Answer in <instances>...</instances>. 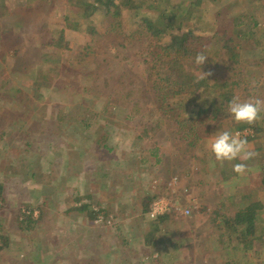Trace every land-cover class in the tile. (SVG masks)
Instances as JSON below:
<instances>
[{"label":"rangeland","instance_id":"rangeland-1","mask_svg":"<svg viewBox=\"0 0 264 264\" xmlns=\"http://www.w3.org/2000/svg\"><path fill=\"white\" fill-rule=\"evenodd\" d=\"M70 1L0 0V264H264L260 232L244 250L222 223L242 194L264 201V113L259 133L239 132L256 155L226 178L214 136L185 120L195 103L159 80L172 38L144 22L159 13L87 19ZM199 8L195 33L241 43L242 98L264 99V0ZM23 16L25 31L12 35ZM215 66L206 73L228 69ZM158 200L169 206L161 224L145 212ZM91 209L108 219L91 221Z\"/></svg>","mask_w":264,"mask_h":264},{"label":"trees","instance_id":"trees-1","mask_svg":"<svg viewBox=\"0 0 264 264\" xmlns=\"http://www.w3.org/2000/svg\"><path fill=\"white\" fill-rule=\"evenodd\" d=\"M148 1L151 3L150 6L145 4ZM70 2L79 14H83L87 19L95 16L100 11L103 12V10L114 16H121L125 11H139L144 6L148 9H155L159 13L158 17L144 20L145 24L150 27L148 31L154 37H160L159 40L172 38L171 43L165 49L168 58H171L169 62L164 61V59L161 61L160 68H164V71L163 74L160 73L159 80L161 83L169 84L168 87L172 97H188L190 104L195 103L193 105V108L195 107L194 113L192 109L185 120L197 121V126L205 128V131L213 136H215L213 132L218 133L224 130L236 133L251 129L256 134L261 131L259 130L260 124L258 121L254 125L237 123L228 112L229 103L234 97H239L241 101L246 99L243 100L242 98L244 89H242L241 85L243 84L239 80L242 75L241 70L238 73V67L242 63L241 60L246 61L245 54L242 53V44L237 45L235 39L226 34L221 36L219 32L215 38L206 39V36L201 37L195 33V30L198 29L196 25H193V21L200 14L199 6L202 5L203 0H183L178 5L170 1L166 4L164 0H77L75 3ZM30 3L34 5V0H30ZM24 17L20 20V26L16 24V27H12L14 29L13 33L17 34L25 31ZM11 18L13 17L9 19ZM237 20L235 19V21ZM243 23L241 22L238 25ZM243 36L242 32H238V38ZM220 40L224 42L221 43ZM203 42L210 46L215 45V49L203 52L209 58L204 65L198 66L195 64V57L198 53H201L199 49ZM212 52L215 53V59L214 56H210ZM220 62L228 68L225 69L226 72L223 75L218 71L215 77L209 75L207 79H199L200 76L194 73V71L200 70L201 75V71L204 72L206 66L213 68L216 67L215 64L219 66ZM186 67L190 69L185 71ZM247 95L249 98V94ZM192 129H194V126ZM236 163H245L248 167L250 161H239L237 159L230 162L229 170L231 174L230 176L227 175L226 178L229 179L232 176L239 175L233 170V165ZM4 192L5 188L0 183V200H3ZM241 197L239 204L236 206L235 216L224 219L222 223L227 231H231L232 238L239 245L243 244L244 250H252L256 234L260 232L264 239V231H262L264 230V201H255L253 197L246 194H242ZM149 207L146 206L145 212L149 211ZM83 208L87 209L86 207ZM100 217L108 219L104 210H90L91 221L94 222ZM169 218L170 214H165L153 219V222L161 224ZM156 228H158L157 225L154 226V230ZM257 239L260 240L261 238ZM147 245L154 246L148 241L144 243L143 251L149 250V247H151Z\"/></svg>","mask_w":264,"mask_h":264},{"label":"clouds","instance_id":"clouds-1","mask_svg":"<svg viewBox=\"0 0 264 264\" xmlns=\"http://www.w3.org/2000/svg\"><path fill=\"white\" fill-rule=\"evenodd\" d=\"M208 58L203 52L198 53L195 57V64L202 66ZM209 75H211L210 72L201 71L199 79H207ZM228 112L237 123L254 125L264 113V99L251 98L241 101L239 97H234L229 103ZM208 147L221 164L237 159L247 161L256 155L254 151L249 150L246 138H242L239 132L232 133L228 130L216 133ZM233 170L238 174H243L247 166L245 163H236L233 165Z\"/></svg>","mask_w":264,"mask_h":264},{"label":"built area","instance_id":"built-area-1","mask_svg":"<svg viewBox=\"0 0 264 264\" xmlns=\"http://www.w3.org/2000/svg\"><path fill=\"white\" fill-rule=\"evenodd\" d=\"M168 207H169L168 204H166L162 200L155 201L151 206V211L149 215L152 219H156L157 217L168 213L169 212ZM99 221H103V218L100 217Z\"/></svg>","mask_w":264,"mask_h":264},{"label":"crops","instance_id":"crops-1","mask_svg":"<svg viewBox=\"0 0 264 264\" xmlns=\"http://www.w3.org/2000/svg\"><path fill=\"white\" fill-rule=\"evenodd\" d=\"M24 26H26V25H24ZM24 26H23V27H24ZM13 31H14V30H13ZM13 31H12V35H14V36H19V34H22L21 32H19V33H17V34H16V33H13ZM83 207H86V206H82V208H83ZM86 208H87V207H86ZM83 209H84V208H83ZM84 210H85V209H84ZM150 210H151V208L149 209L148 213L150 212ZM155 231L158 232V231H159V228H156ZM140 247H141V248H144V244H143L142 246H140ZM147 256H149V255H145V257H147Z\"/></svg>","mask_w":264,"mask_h":264}]
</instances>
